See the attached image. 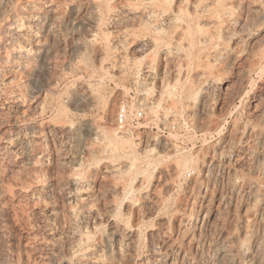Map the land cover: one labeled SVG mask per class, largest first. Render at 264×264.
Returning a JSON list of instances; mask_svg holds the SVG:
<instances>
[{
	"label": "rangeland",
	"instance_id": "rangeland-1",
	"mask_svg": "<svg viewBox=\"0 0 264 264\" xmlns=\"http://www.w3.org/2000/svg\"><path fill=\"white\" fill-rule=\"evenodd\" d=\"M0 264H264V0H0Z\"/></svg>",
	"mask_w": 264,
	"mask_h": 264
},
{
	"label": "built area",
	"instance_id": "built-area-1",
	"mask_svg": "<svg viewBox=\"0 0 264 264\" xmlns=\"http://www.w3.org/2000/svg\"><path fill=\"white\" fill-rule=\"evenodd\" d=\"M138 116L141 115V112L137 113ZM126 119V113L124 111H120L116 116V121L118 125H122Z\"/></svg>",
	"mask_w": 264,
	"mask_h": 264
},
{
	"label": "bare ground",
	"instance_id": "bare-ground-1",
	"mask_svg": "<svg viewBox=\"0 0 264 264\" xmlns=\"http://www.w3.org/2000/svg\"><path fill=\"white\" fill-rule=\"evenodd\" d=\"M217 19H218V18L215 19L216 23L219 22ZM150 109H152V108H150ZM114 130L116 131V129H114ZM117 130H118V129H117Z\"/></svg>",
	"mask_w": 264,
	"mask_h": 264
}]
</instances>
